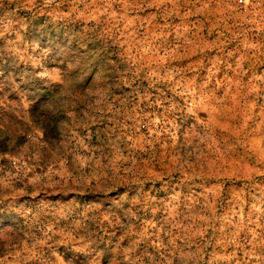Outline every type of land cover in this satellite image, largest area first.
<instances>
[{
    "label": "rangeland",
    "instance_id": "obj_1",
    "mask_svg": "<svg viewBox=\"0 0 264 264\" xmlns=\"http://www.w3.org/2000/svg\"><path fill=\"white\" fill-rule=\"evenodd\" d=\"M0 264H264V0H0Z\"/></svg>",
    "mask_w": 264,
    "mask_h": 264
}]
</instances>
